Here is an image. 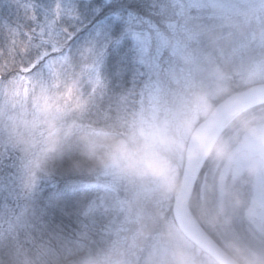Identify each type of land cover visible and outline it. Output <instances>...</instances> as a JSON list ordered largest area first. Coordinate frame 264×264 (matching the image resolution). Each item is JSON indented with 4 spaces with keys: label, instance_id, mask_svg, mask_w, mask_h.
Masks as SVG:
<instances>
[{
    "label": "clouds",
    "instance_id": "1",
    "mask_svg": "<svg viewBox=\"0 0 264 264\" xmlns=\"http://www.w3.org/2000/svg\"><path fill=\"white\" fill-rule=\"evenodd\" d=\"M249 17L246 9L220 12L227 29ZM204 34L210 49L184 56L197 65L193 77L161 105L114 119L93 118L98 81L70 53L46 65V76L17 75L0 85V164L13 161L22 199L31 201L41 179L61 165L153 193L150 204L133 196L123 227L99 239L83 232L15 251L14 264H264V232L251 240L227 232L237 218L264 222V58L240 63L215 55L221 34ZM205 164L197 197L188 177ZM173 200L192 213L187 222L195 218L224 239L194 238L166 220L163 206ZM93 211L90 203L81 215Z\"/></svg>",
    "mask_w": 264,
    "mask_h": 264
},
{
    "label": "rangeland",
    "instance_id": "2",
    "mask_svg": "<svg viewBox=\"0 0 264 264\" xmlns=\"http://www.w3.org/2000/svg\"><path fill=\"white\" fill-rule=\"evenodd\" d=\"M51 3L52 0H0V38L3 40L0 85L17 75L46 76V65L70 53L77 60L82 59L91 77L98 81L93 118L114 119L128 110L161 105L172 92L170 86L175 83L180 86L196 74L197 65L186 62L184 56L189 52L198 56L210 49L204 34L206 30L222 36L219 47L214 49L215 55L231 57L240 63L264 58V18H249V24L233 29L224 28L220 19V12L225 9L263 10L264 0H80L84 18L74 30L75 39L71 44L61 39L55 51L46 46L40 36L41 28L47 27L42 6ZM117 7L122 12L119 20L113 18V10ZM115 24H119L120 30H115L118 33L114 35ZM128 45L129 50L126 49ZM121 75L139 80L134 93L128 95L118 87L109 93V86ZM85 90H88L87 85ZM13 173L11 159L0 164V195L11 197L13 203L7 206L10 217L6 227L25 232L24 237L30 239L29 233L39 232L43 226L33 217L35 210H26L24 203L18 205L21 196ZM208 173L205 164L193 190L195 196L198 197ZM84 181L88 186L109 191L106 198L91 203L95 206L90 214L92 218L107 211H112L113 215L114 212L116 215L123 213L119 223L114 221V216L101 223L98 228L106 230V235L123 227L129 219L123 203L124 194L130 193L132 198L138 196L144 204L151 203L153 193L150 189H142L138 194L108 176L88 175ZM172 203L169 207L164 205L163 210L165 219L174 223ZM208 230L216 234V230ZM23 250H27L26 247Z\"/></svg>",
    "mask_w": 264,
    "mask_h": 264
},
{
    "label": "trees",
    "instance_id": "3",
    "mask_svg": "<svg viewBox=\"0 0 264 264\" xmlns=\"http://www.w3.org/2000/svg\"><path fill=\"white\" fill-rule=\"evenodd\" d=\"M246 10L250 11V19L264 18V9L262 10V8L258 10ZM249 22L250 21L247 23L249 24ZM115 30H120L119 24H115V29L112 31L114 35L118 33V31ZM1 41L3 42L0 38V45ZM129 48L130 46L128 45L126 49L129 50ZM138 81L139 80L129 76L123 78L121 75L119 79L117 76V82L113 81L109 86V93H113L114 89L118 87L117 89L127 92L128 95L129 93L132 94L137 89V84H139ZM178 86L179 85L175 83L170 86V90L173 91ZM166 89L168 91V88ZM133 104L134 103H131L132 106ZM127 112H130V110ZM87 176L88 175L69 172L66 166L61 165L51 176L41 179L31 201L21 200V198L17 200L18 205L23 203L25 205L30 204L29 209L36 211L33 217L43 226L39 232L34 231L29 233V235H31L30 239L24 237L27 233L21 232V230L15 232L6 227V220L10 217L7 206L9 204L13 205V203L10 202L11 197H3L0 195V264H14L12 253L18 250L21 251L24 247H26L27 250H31L38 245L55 246L64 243L68 239H75L77 233L87 232L89 235L93 236L94 239H99L106 235V230H101L98 227L102 222H105L109 216H114L115 220L114 218L113 220L115 222L119 223V221H121L123 213L116 215V212H114L113 215L112 211L94 215L93 218L90 215L87 217L81 215V213L86 210L88 203H98L109 194L108 190H104L101 187L86 185L84 180H86ZM137 193L141 194V191ZM122 198L124 200L123 203L127 206L128 213L126 217L128 218V202L132 199V196L128 193L124 194ZM171 203L172 202L167 204L168 207ZM168 214L171 216L170 209H168ZM206 228L208 230V227Z\"/></svg>",
    "mask_w": 264,
    "mask_h": 264
},
{
    "label": "snow or ice",
    "instance_id": "4",
    "mask_svg": "<svg viewBox=\"0 0 264 264\" xmlns=\"http://www.w3.org/2000/svg\"><path fill=\"white\" fill-rule=\"evenodd\" d=\"M131 7V6H129ZM94 11V9H93ZM42 14L47 27L41 28L42 42L56 50L57 43L64 39L71 44L75 39V28L81 24L84 13L80 0H52V3L42 6ZM122 15L120 8H114L113 18L119 20Z\"/></svg>",
    "mask_w": 264,
    "mask_h": 264
},
{
    "label": "water",
    "instance_id": "5",
    "mask_svg": "<svg viewBox=\"0 0 264 264\" xmlns=\"http://www.w3.org/2000/svg\"><path fill=\"white\" fill-rule=\"evenodd\" d=\"M1 79V75H0ZM204 167V166H203ZM203 168H199L198 166H193L191 172L189 173V182L193 185V190L195 187V184L201 174ZM171 214L174 223L189 231L190 234L195 238L198 234H206L210 240L215 241L207 232L206 230L202 227V225L197 221L195 218L191 220V222H187L185 220L186 216L191 215L192 213L186 209H184L177 201L173 200L172 206H171ZM216 242V241H215Z\"/></svg>",
    "mask_w": 264,
    "mask_h": 264
},
{
    "label": "flooded vegetation",
    "instance_id": "6",
    "mask_svg": "<svg viewBox=\"0 0 264 264\" xmlns=\"http://www.w3.org/2000/svg\"><path fill=\"white\" fill-rule=\"evenodd\" d=\"M202 226L217 243L224 239V232L216 230V234L212 235L211 232L207 230L206 225L202 224ZM227 232L232 236L251 240L259 237L261 232H264V222H251L244 218H237L227 226Z\"/></svg>",
    "mask_w": 264,
    "mask_h": 264
},
{
    "label": "bare ground",
    "instance_id": "7",
    "mask_svg": "<svg viewBox=\"0 0 264 264\" xmlns=\"http://www.w3.org/2000/svg\"><path fill=\"white\" fill-rule=\"evenodd\" d=\"M172 215V214H171ZM201 224V223H200ZM202 225V224H201ZM203 227V226H202ZM204 228V227H203ZM207 232V231H206ZM208 233V232H207ZM209 234V233H208Z\"/></svg>",
    "mask_w": 264,
    "mask_h": 264
}]
</instances>
